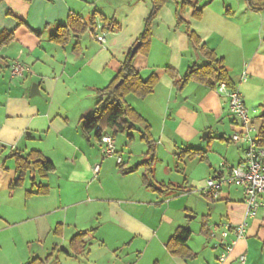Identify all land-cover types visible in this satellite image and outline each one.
Returning a JSON list of instances; mask_svg holds the SVG:
<instances>
[{"label": "crops", "instance_id": "1", "mask_svg": "<svg viewBox=\"0 0 264 264\" xmlns=\"http://www.w3.org/2000/svg\"><path fill=\"white\" fill-rule=\"evenodd\" d=\"M234 1L202 0L206 5L201 20L191 17V9L184 17L202 40L224 58L229 74L234 75L238 68L237 77H230L245 99L255 90L264 92V11L251 10L246 0L236 5ZM149 10L147 0H0V33L14 32L13 41L0 48V81L7 89V111L0 118V264L45 259L53 249L57 250L49 264H264V211L250 220L247 236L238 241L225 262L219 260L224 251L222 236L213 237L207 232L224 222L239 224L244 220V191L228 185L217 196L207 193V179L227 174L224 167L235 165L224 160L215 168L208 154L207 171L195 177L188 170L186 152L189 148L208 149L202 143L206 131L211 136L215 130L221 132L222 126L232 131L230 139L241 128L234 118L228 124L227 103L216 89L190 81L179 91L167 72L166 68H171L182 76L202 57L192 49L185 28L177 26L174 2H168L153 21L149 52L134 58L144 79L153 73L158 76L155 91L144 98L130 93L125 99L149 123L156 140L155 179L185 187L200 186L207 198H223L222 223L213 221L209 213L204 215L208 216L205 227V220L199 226L193 225L195 216L183 212L174 215L172 193L148 189L143 168L122 174L117 157H104L103 145L98 139L94 141V132L87 135L81 129V119L94 111L96 89L113 80L143 30ZM250 11L256 14L252 16ZM71 12L87 20L97 14L94 33L89 30L79 38L78 51L74 49L75 37L65 45L49 39L58 24L67 22ZM110 18L121 25L119 30H102L104 19ZM102 34L104 41L97 38ZM232 58L237 61L230 67ZM10 61L30 66L31 72L14 76ZM5 68L11 76L7 84ZM33 84H38L40 93L33 96L38 98L29 99ZM252 122L258 133L253 118ZM131 135L133 140L127 139L125 147L118 146L125 168L142 161L148 150L140 140L144 146L136 151L134 146L140 136ZM222 136L227 135L222 132ZM241 141L245 140L235 142L242 152L238 163L246 159L248 149ZM4 143L11 145L10 150ZM12 149L24 153L41 151L55 164L56 170L47 177L35 175L36 183L49 186L47 194L26 195L27 191H36L31 173H27L30 180L26 185L24 181L12 186L18 174L15 160L7 157ZM181 160L185 168L174 170L180 168ZM96 165H100L97 172ZM175 172L178 177H174ZM59 224L63 226L62 234H54ZM180 226L192 231L187 245L197 254L194 258L174 256L167 249V242ZM91 229L95 232L85 252L79 256L67 254L65 249L70 251L72 236ZM232 237L230 232L226 241ZM241 254L246 256L244 263L238 259Z\"/></svg>", "mask_w": 264, "mask_h": 264}, {"label": "trees", "instance_id": "2", "mask_svg": "<svg viewBox=\"0 0 264 264\" xmlns=\"http://www.w3.org/2000/svg\"><path fill=\"white\" fill-rule=\"evenodd\" d=\"M31 2L32 0H25ZM149 4V13L144 20V27L135 44L139 43L137 51L132 54V48L122 60L119 71L113 80L104 88H97L98 95L94 111L87 117L81 119L82 131L90 135L94 132L95 137L101 141V137L105 130H112L115 135L118 133H129L140 131V140L143 141L148 150L145 158L139 163L130 168H125L123 163H119V169L122 174H129L143 168V181L148 189L161 194L173 192H187L184 185H175L172 183L158 182L155 179L156 169V140L151 135L150 125L144 120L127 102L126 96L133 93L141 98L148 96L155 91L159 78L153 73L148 78L144 79L139 70L134 65V58L137 54H147L149 52L152 41V24L161 9L168 3L174 2L176 5L177 26L184 27L189 43L199 56H203L206 61L199 63L195 61L182 75L179 76L173 69L166 68L167 72L173 77L174 85L177 90L182 91L190 81H196L201 84L217 89L218 84L225 82L230 88H235L230 77L229 70L222 56H218L216 51L210 48L195 32L190 21L185 19L184 14L187 9H191V17L196 20L203 18V10L206 4L201 5L202 0H147ZM248 7L255 12L264 11V0H246ZM96 13L88 20L81 15L71 12L66 23L58 24L56 29L50 35L49 39L53 43L65 45L72 37L77 39L74 49H81L79 38L87 31L96 29ZM22 23V21H21ZM121 28V25L113 18L104 19L102 30L105 32H115ZM14 39L12 30H3L0 33V48L8 45ZM134 44V46H135ZM97 127H100L97 129ZM259 143L264 146V113L262 114V123L257 134ZM211 136H209V139ZM224 139V136H221ZM128 139L133 140V136L128 134ZM232 140V139H230ZM233 141V140H232ZM190 159L198 158L200 161L208 162V151L201 148H189L186 152ZM8 158L15 160L17 173L20 174L18 180L13 183V187L23 184L27 173L33 174L32 186L36 187V191H27V196L34 194L45 195L49 192V186L41 183H36V174L45 178L50 173L56 170L55 164L48 159L41 151L31 150L24 153L19 149H12ZM211 194V193H210ZM214 195V194H213ZM215 196V195H214ZM207 197V196H206ZM204 226H207L208 216L203 218ZM225 223V222H224ZM223 224V223H222ZM222 225H219L220 227ZM62 224H59L54 229V234H62ZM95 229L80 231L74 234L70 240V251L66 253L71 256H79L85 252V249L91 244V239ZM208 234L212 232L207 230ZM192 236V231L187 226H180L167 242V249L174 256L183 258H194L196 253L187 245ZM264 248V240H263ZM45 259L34 258L25 264H49L54 255V251Z\"/></svg>", "mask_w": 264, "mask_h": 264}, {"label": "built area", "instance_id": "3", "mask_svg": "<svg viewBox=\"0 0 264 264\" xmlns=\"http://www.w3.org/2000/svg\"><path fill=\"white\" fill-rule=\"evenodd\" d=\"M97 38L104 41L105 34ZM11 69L14 76L20 77L31 72L30 66L19 61H14L11 64ZM216 90L226 100L230 114L241 128L240 131L232 135L231 139L235 142L245 140L249 144L245 160L236 166L228 167L227 174H219L209 178L204 188L207 193L216 196L222 188L228 185H235L244 191L247 206L244 220L239 224L225 222L221 226L224 229L221 233L224 251L219 260L225 262L234 253L238 241L247 236L250 220L255 218L259 211H264V146L259 143L257 130L253 125L250 111L241 92L236 88H230L225 82L219 83ZM99 128L97 127V129ZM101 143L105 147V156H116L119 163L123 161L122 156L118 154L113 135L104 132ZM99 167L100 165H96V172ZM230 232L233 233L234 237L226 241ZM212 236L215 237L216 234L212 232ZM238 259L244 263L246 256L241 254Z\"/></svg>", "mask_w": 264, "mask_h": 264}, {"label": "rangeland", "instance_id": "4", "mask_svg": "<svg viewBox=\"0 0 264 264\" xmlns=\"http://www.w3.org/2000/svg\"><path fill=\"white\" fill-rule=\"evenodd\" d=\"M239 0H236L233 2V4H238ZM244 1V0H243ZM204 3H201V5H203ZM217 4H221V1H218ZM215 8H219L218 5L214 6ZM252 16H254L256 13H254L253 11H250ZM242 14V13H241ZM11 16H13L12 14H10ZM92 15V14H91ZM91 15L89 17H91ZM89 19V18H88ZM227 22V21H226ZM232 36L234 37V34H232ZM254 42V41H253ZM226 44L224 43V46ZM264 49V47L262 48ZM221 56V55H219ZM196 61H198L199 63H204L205 58L202 56L200 59H196ZM235 61H237L235 58H232L231 60H229L230 63V67H232L233 63H235ZM14 61H10V68H11V64H13ZM8 69V68H7ZM232 69V68H230ZM5 73H4V77L6 79V84L10 81V73L9 71L6 70V68L4 69ZM237 72L239 71L238 68L236 70ZM235 71L234 75L232 74V72H230V74L233 77H237V72ZM240 72V71H239ZM239 75V74H238ZM261 82V81H260ZM255 83V82H254ZM5 84L4 81H0V91H2V94L0 92V118L2 116H5L6 111H7V106L6 104H4V99H5V93H7V89L4 90L2 88V85ZM257 87H259V84H256ZM262 85H264V82L262 83ZM247 86V85H246ZM249 86V85H248ZM251 86V85H250ZM253 91L255 90V87L252 88ZM255 94V95H254ZM30 96V95H29ZM30 99H36L38 98L36 97H29ZM246 99V106L250 111V116L251 118H253V120L256 121V125L257 127L260 128L261 123H262V114L264 113V92L260 91V90H255V93H253L252 95H250V98H245ZM226 101V100H225ZM228 108V105H227ZM229 112V110H228ZM233 116L230 114V112L227 114L226 116V120L228 122V124L233 120ZM219 129L221 132H218L217 130H215L212 134H211V138L207 139V140H203L202 139V143L204 144L205 149H209L210 151L208 152V154H210V156H212V162L214 163V167H219L220 163H222L221 161H228L229 164L231 165H238L239 163L237 162L239 159V155L242 153L239 150L240 148L237 146V144L235 143V141H232L229 139V136L231 135L230 130H225L222 126H219ZM225 130V131H224ZM109 134L113 135L115 137V144L117 147V151H118V146L119 147H125V143H127V139H128V134H134L137 137L140 136V131H133V132H129V133H118L117 135H115L113 133L112 130H107ZM222 132L226 133L227 136H225L224 139L221 138L222 136ZM94 136V141H96V143L98 142L97 138ZM203 136V134H202ZM117 139V140H116ZM129 140V139H128ZM242 142V141H241ZM243 144H245V147L247 146V148L249 147V144L247 142H242ZM4 147L7 150H10L11 145L10 144H3ZM103 145V144H102ZM140 146H144L143 143H141L140 138L137 139V143L134 146V149L137 151L138 148ZM3 148V147H2ZM125 149V148H124ZM127 149V148H126ZM125 149V150H126ZM207 149V150H208ZM3 150V149H2ZM102 152L105 153V147L103 145L102 148ZM129 152V150L127 151ZM119 154V152H118ZM121 155V154H119ZM122 156V155H121ZM104 157L105 156L104 154ZM115 159L116 156H112V157H108V158H113ZM186 162H188V170H191L194 172L195 177H199L200 175H202L205 171V166H209L207 165V161H203L200 164L199 159L197 160H193L192 163L190 162V158L189 156H187ZM204 164V165H203ZM183 168H185V164L184 161L181 160L180 161V168L179 169H174V170H182ZM224 169H226V172L228 173V167H224ZM178 172V171H177ZM210 172V169H209ZM208 172V173H209ZM212 173V170L211 172ZM174 177H178L179 175H176L177 173H174ZM183 179V176H182ZM209 179V178H208ZM207 179V180H208ZM29 175L26 176L25 180L27 184V182H29ZM233 190L239 189L237 186L235 185H231ZM25 187V186H24ZM186 190H188L187 192H173L172 195L170 196L171 200H173L174 202H172V213L174 215H180L181 212L188 214L189 216H195L196 218H194L192 220L193 225L194 226H199L200 222L203 220L204 215H207L208 213L213 216V221H217L220 223V219H222V215H224L225 213V200L223 198H220L219 196L214 198V199H209L206 197V195L203 193L204 191L201 190L200 186H188L186 187ZM186 209V211H185ZM222 223V222H221ZM220 223V224H221ZM223 227H214L213 232L219 237L223 231ZM70 260V259H69ZM64 263H68L69 262H65ZM63 263V264H64ZM55 264H59V262H55ZM79 264V263H76Z\"/></svg>", "mask_w": 264, "mask_h": 264}, {"label": "water", "instance_id": "5", "mask_svg": "<svg viewBox=\"0 0 264 264\" xmlns=\"http://www.w3.org/2000/svg\"><path fill=\"white\" fill-rule=\"evenodd\" d=\"M139 45L140 44L137 43V44H135V46H133V48H132V54H134L137 51ZM39 93H40V91H39L38 84H33L32 88H31V94H30V96L33 97V96H35V95H37ZM208 136H209V132L208 131H206V132L203 133V139H206ZM19 177H20V174H17L16 180L19 179Z\"/></svg>", "mask_w": 264, "mask_h": 264}]
</instances>
